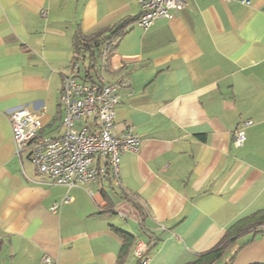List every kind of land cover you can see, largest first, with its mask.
Instances as JSON below:
<instances>
[{"label":"crops","instance_id":"0c3cea01","mask_svg":"<svg viewBox=\"0 0 264 264\" xmlns=\"http://www.w3.org/2000/svg\"><path fill=\"white\" fill-rule=\"evenodd\" d=\"M186 3L144 30L137 0H0V264H137L138 242L149 264H188L264 211V0ZM115 27L105 57L73 63L77 35ZM94 57L93 82L127 84L115 134L133 127L140 147L121 155L117 177L67 188L37 173L29 149L17 155L7 113L36 112L40 135H59L62 80L89 81ZM121 231L133 237L125 250ZM257 231L217 264H264Z\"/></svg>","mask_w":264,"mask_h":264},{"label":"built area","instance_id":"2783aa9c","mask_svg":"<svg viewBox=\"0 0 264 264\" xmlns=\"http://www.w3.org/2000/svg\"><path fill=\"white\" fill-rule=\"evenodd\" d=\"M230 1V0H229ZM248 4L249 0H235ZM141 14L138 27L147 30L158 19H171L187 5L186 0H137ZM125 82H88L76 72L62 80L59 102L62 108V132L56 136H41L42 122L38 113L20 107L8 111L16 153L29 149V160L40 176L54 184L71 188L77 184L87 189L105 177H117L121 155L136 153L139 136L133 127L115 134L116 108L119 90ZM246 122L233 134V146L240 148L246 141ZM91 193V192H90ZM71 202L69 197L52 205ZM148 246L138 242L133 251L137 264H149ZM46 264H52L45 257Z\"/></svg>","mask_w":264,"mask_h":264},{"label":"trees","instance_id":"16d2710c","mask_svg":"<svg viewBox=\"0 0 264 264\" xmlns=\"http://www.w3.org/2000/svg\"><path fill=\"white\" fill-rule=\"evenodd\" d=\"M121 28L122 27H115L114 29L100 31L91 37H84L81 34L77 35L74 40L75 56L73 63L77 64L80 62L82 55L87 51H89L90 54L95 52L97 54V58L99 56L105 57L110 50V45L113 44L116 39L121 37ZM97 58L94 57L92 64H90L87 69V79H90L88 82H93L91 80L90 73L95 67L94 64H96ZM262 226H264V211H259L238 221L229 230H227L225 237L220 243H218L211 250L197 255L195 260L188 264H217L223 256L227 246L232 244L238 236L245 232L256 233ZM119 234L123 238V249L125 250L133 242V237L122 231L119 232ZM148 255L149 251H147V256ZM121 259H123V257H120V264Z\"/></svg>","mask_w":264,"mask_h":264}]
</instances>
